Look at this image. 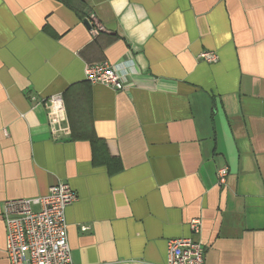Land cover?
<instances>
[{
	"label": "crops",
	"instance_id": "1",
	"mask_svg": "<svg viewBox=\"0 0 264 264\" xmlns=\"http://www.w3.org/2000/svg\"><path fill=\"white\" fill-rule=\"evenodd\" d=\"M100 63L123 90L85 80ZM57 182L71 264H165L188 237L204 264H264V0H0V264L4 203Z\"/></svg>",
	"mask_w": 264,
	"mask_h": 264
},
{
	"label": "built area",
	"instance_id": "2",
	"mask_svg": "<svg viewBox=\"0 0 264 264\" xmlns=\"http://www.w3.org/2000/svg\"><path fill=\"white\" fill-rule=\"evenodd\" d=\"M92 35L103 31L91 16L87 20ZM200 59L215 63L214 53L204 52ZM84 78L93 84H101L114 91L124 89V84L108 63L87 65ZM51 110L49 121L54 136L67 135L61 125L65 119V106L61 95L50 96L46 101ZM227 169L217 171L219 185H224ZM77 201V195L66 182H57L47 195L32 199L9 200L4 203L2 218L5 224V254L9 264H71L67 241L65 210ZM38 206L37 211L32 207ZM192 235L200 233L198 221L190 223ZM205 250L192 237L171 239L166 244L165 264H204Z\"/></svg>",
	"mask_w": 264,
	"mask_h": 264
}]
</instances>
